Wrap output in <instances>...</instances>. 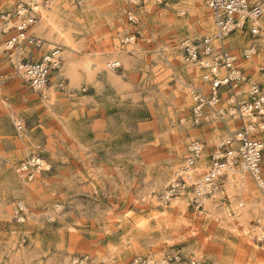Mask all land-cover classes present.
<instances>
[{"label": "rangeland", "instance_id": "obj_1", "mask_svg": "<svg viewBox=\"0 0 264 264\" xmlns=\"http://www.w3.org/2000/svg\"><path fill=\"white\" fill-rule=\"evenodd\" d=\"M30 1L0 0V11ZM40 1L52 21L32 29L44 44L27 52L59 47L75 71L62 62L45 97L31 90L0 21V264H264V198L248 176L230 170L226 198L206 199L204 214L164 198L192 142L208 165L236 129L192 122V91L205 85L178 43L213 31L207 0ZM251 42L239 31L224 43L239 53ZM245 63L264 85V54ZM32 157L45 166L29 180L20 167Z\"/></svg>", "mask_w": 264, "mask_h": 264}, {"label": "built area", "instance_id": "obj_2", "mask_svg": "<svg viewBox=\"0 0 264 264\" xmlns=\"http://www.w3.org/2000/svg\"><path fill=\"white\" fill-rule=\"evenodd\" d=\"M168 1L156 0L160 4ZM206 4L213 31L199 40L185 38L178 43L184 60L202 71L205 85L204 89L192 91V122L195 126L219 124L227 128L232 123L236 129L232 132L228 128L229 133L219 139L208 165H203L204 146L192 142L185 166L176 173L164 193L168 201L184 197L198 214L205 213V199L226 198L224 180L233 169L248 176L264 198V85L254 82L244 65L253 56L264 54V26L261 22L264 5L256 0H207ZM0 21L8 29L4 34L10 31L4 46L18 75L31 90L45 97L52 78L61 68V49L55 46L41 58H37L34 52H27L28 49L38 51L44 44L31 34L38 23V15L30 5L17 3L10 10L0 11ZM12 22L14 26H10ZM239 31H248L252 42L238 53L224 42ZM130 41L132 38L126 37L123 43ZM23 52L25 55L22 56ZM119 67L118 62L108 64L111 71ZM259 72L264 74V63ZM1 86L0 82V95ZM44 166L41 159L32 157L22 164L20 171L27 179L33 180ZM200 170L203 173L199 176ZM15 215L18 221L23 220L22 204L17 205Z\"/></svg>", "mask_w": 264, "mask_h": 264}, {"label": "bare ground", "instance_id": "obj_3", "mask_svg": "<svg viewBox=\"0 0 264 264\" xmlns=\"http://www.w3.org/2000/svg\"><path fill=\"white\" fill-rule=\"evenodd\" d=\"M30 1V0H29ZM29 5L31 6V7H33L34 8V10L36 9V10H39V14H40V20H39V22H38V24H36V26H34V31L36 30V31H40V30H42V32H44V28L45 27H43V26H41L40 27V23H41V21H43V22H48V23H50L51 21H52V18H50L51 16L49 15V13H48V11H47V9H46V7H44V5H43V3L40 1V0H31L30 1V3H29ZM54 17V16H53ZM54 19V18H53ZM53 21H55V20H53ZM54 22H52L51 24L52 25H54L53 24ZM64 24V23H63ZM44 25V24H43ZM45 26V25H44ZM56 26H58V25H56ZM47 27V26H46ZM4 29L5 30H7L8 31V29H7V27H5L4 26ZM44 29V30H43ZM10 32V31H9ZM8 32V33H9ZM41 32V31H40ZM41 32V33H42ZM52 32V31H51ZM61 32V31H60ZM57 33V32H56ZM37 34H39V33H37ZM36 34V35H37ZM51 34V33H50ZM43 35H44V33H43ZM49 35V34H48ZM53 35V34H52ZM40 36V35H39ZM42 36V35H41ZM51 36V35H50ZM49 36V37H50ZM39 38V37H38ZM69 38H70V36H69ZM54 39V38H53ZM46 40H47V38H46ZM55 40V39H54ZM48 41H50V40H48ZM70 48V47H69ZM75 48V47H74ZM68 49V48H67ZM65 50V49H64ZM69 51V50H68ZM25 54V52H23V54H22V56ZM74 55V54H73ZM36 56V55H35ZM37 58H41V57H38L37 56ZM122 58V57H121ZM61 59H62V62H65L66 63V67H64V68H66L65 69V71L67 70L68 72H70V73H74V71H75V63H74V60L73 59H71L70 58V56L68 57H66V59H63L62 58V56H61ZM118 61V60H117ZM103 62V61H102ZM117 63V62H116ZM89 64V63H88ZM64 65V64H63ZM99 65V64H98ZM61 67H62V65H61ZM63 70V69H62ZM59 71H61V68H60V70ZM58 71V72H59ZM37 93V92H36ZM233 173H236V171L233 169V170H231L230 172H229V179L230 180H233V177H232V174ZM243 182V181H242ZM241 186L245 189V188H247V184H245V182L243 183V184H241ZM205 201H206V199H205ZM164 202V201H163Z\"/></svg>", "mask_w": 264, "mask_h": 264}, {"label": "crops", "instance_id": "obj_4", "mask_svg": "<svg viewBox=\"0 0 264 264\" xmlns=\"http://www.w3.org/2000/svg\"><path fill=\"white\" fill-rule=\"evenodd\" d=\"M41 57V56H40Z\"/></svg>", "mask_w": 264, "mask_h": 264}]
</instances>
